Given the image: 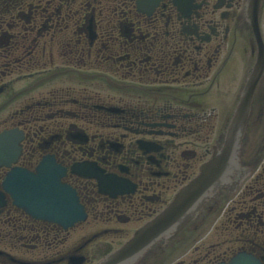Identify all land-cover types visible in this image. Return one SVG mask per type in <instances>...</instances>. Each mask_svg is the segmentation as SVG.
Wrapping results in <instances>:
<instances>
[{
  "label": "flooded vegetation",
  "instance_id": "flooded-vegetation-1",
  "mask_svg": "<svg viewBox=\"0 0 264 264\" xmlns=\"http://www.w3.org/2000/svg\"><path fill=\"white\" fill-rule=\"evenodd\" d=\"M252 17L249 0H0V132L22 134L12 166L53 158L88 213L64 230L9 199L0 264H92L104 237L122 242L210 157L258 61L242 155L256 169L209 209L225 215L223 249L193 248L208 264L235 248L264 261V0ZM83 164L135 190L100 194L72 172ZM78 229L89 233L71 241Z\"/></svg>",
  "mask_w": 264,
  "mask_h": 264
},
{
  "label": "water",
  "instance_id": "water-1",
  "mask_svg": "<svg viewBox=\"0 0 264 264\" xmlns=\"http://www.w3.org/2000/svg\"><path fill=\"white\" fill-rule=\"evenodd\" d=\"M259 6L260 0H249L254 18ZM260 65L258 61L256 72L249 79L222 142L215 147L212 159L201 167L200 174L184 186L158 216L99 264H138L148 253L155 250L162 252L186 226L199 218L206 204L218 201L222 188L235 191L251 173L252 168L242 162L241 154L254 90L252 80H257L262 70ZM5 136H0V158L15 148L13 142H8L10 136L7 139ZM77 170L83 175L96 177L103 192L116 194L127 191V182L104 176L94 167L81 166ZM63 175L62 169L44 161L36 173L22 168L12 169L3 181V189L18 207L29 214L68 228L84 220L86 213L76 191L62 182ZM4 204L5 195L0 192V207ZM231 264L261 263L252 256L240 255Z\"/></svg>",
  "mask_w": 264,
  "mask_h": 264
},
{
  "label": "rangeland",
  "instance_id": "rangeland-1",
  "mask_svg": "<svg viewBox=\"0 0 264 264\" xmlns=\"http://www.w3.org/2000/svg\"><path fill=\"white\" fill-rule=\"evenodd\" d=\"M216 221V220H215ZM213 222V221H212ZM129 226L130 225H126L124 227H121L123 229H126L128 230L129 229ZM214 227V226H213ZM212 225L210 224L209 227L207 229H204L203 230V234H207V235H210L211 232H212V229H213ZM193 228H194V225L191 226V228H188V230L186 231V233L184 235H182L180 238H178V240L173 244L172 246V250H171V253H172V256H177V254L181 255L184 251L186 252L187 250H190V248L192 247V245L194 244V239L196 235L193 234ZM89 231H85V230H76L74 231L72 234H71V241H73L74 239H77L79 238L81 235L83 236V234H87ZM106 241H111L112 239L111 238H107V239H104ZM70 241V242H71ZM111 243V242H109ZM176 252H175V251ZM30 256L27 255L26 258L30 259L29 258ZM174 260V259H172Z\"/></svg>",
  "mask_w": 264,
  "mask_h": 264
}]
</instances>
